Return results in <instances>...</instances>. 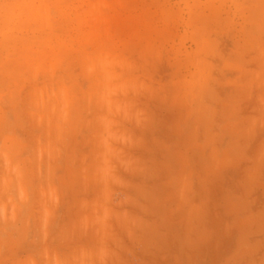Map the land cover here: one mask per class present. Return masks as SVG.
<instances>
[{
	"label": "rangeland",
	"instance_id": "rangeland-1",
	"mask_svg": "<svg viewBox=\"0 0 264 264\" xmlns=\"http://www.w3.org/2000/svg\"><path fill=\"white\" fill-rule=\"evenodd\" d=\"M198 86L256 96L262 125L264 0H0V264H74L75 228L126 208L153 222Z\"/></svg>",
	"mask_w": 264,
	"mask_h": 264
},
{
	"label": "crops",
	"instance_id": "crops-1",
	"mask_svg": "<svg viewBox=\"0 0 264 264\" xmlns=\"http://www.w3.org/2000/svg\"><path fill=\"white\" fill-rule=\"evenodd\" d=\"M204 90L191 92L185 137L159 184L155 221L147 223L138 208L116 211L117 223L90 220L84 239L75 228L74 264H264V122L257 97L243 112L242 100L228 98V108L226 98L212 100ZM160 165L154 163L152 176L138 173L136 181L161 182ZM145 194L142 188L137 197ZM90 205L85 213L91 215ZM73 213L78 226L80 206ZM147 244L154 245L152 254Z\"/></svg>",
	"mask_w": 264,
	"mask_h": 264
}]
</instances>
